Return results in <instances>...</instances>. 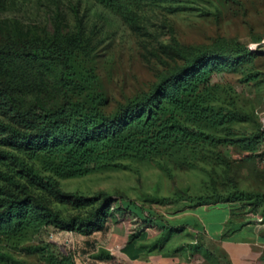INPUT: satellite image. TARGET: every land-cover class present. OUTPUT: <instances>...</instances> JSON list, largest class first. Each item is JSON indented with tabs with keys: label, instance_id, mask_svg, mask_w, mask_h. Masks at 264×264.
I'll list each match as a JSON object with an SVG mask.
<instances>
[{
	"label": "rangeland",
	"instance_id": "1",
	"mask_svg": "<svg viewBox=\"0 0 264 264\" xmlns=\"http://www.w3.org/2000/svg\"><path fill=\"white\" fill-rule=\"evenodd\" d=\"M59 31L80 33L90 41L108 111L149 91L163 74L182 64L180 47L233 41L255 57L214 74L211 84L216 106L245 118L224 127L203 125L214 141L197 148L148 160L126 159L84 177L60 178L66 192L85 196L106 192L114 197L112 218L88 237L89 243L87 236L55 227L0 239V264H49L38 250L42 244L71 253L76 264H133L120 249L144 231L154 240L144 247L149 254L180 255L171 264H228L207 235L192 230L207 228L211 234L222 224L219 208L224 205L206 214L200 204L226 203L239 219L253 215L264 219V138L254 150L225 142L264 132V0H145L135 22L93 0H6L0 9V43L11 34L44 38ZM4 112L0 109L1 120ZM32 192L66 217L86 216L93 210L62 204L38 188ZM233 221L222 224L226 232ZM101 255L104 261L97 259Z\"/></svg>",
	"mask_w": 264,
	"mask_h": 264
},
{
	"label": "trees",
	"instance_id": "2",
	"mask_svg": "<svg viewBox=\"0 0 264 264\" xmlns=\"http://www.w3.org/2000/svg\"><path fill=\"white\" fill-rule=\"evenodd\" d=\"M93 1L135 22L145 0ZM5 6L6 0H0V9ZM178 54L183 63L163 74L152 89L108 111L91 43L82 34H11L0 43V109L6 111L0 119V239L48 227L89 237L112 218L116 200L106 192H66L60 178L84 177L126 159L148 160L197 148L214 141L203 125L224 127L245 118L216 106L211 79L255 54L225 39L203 47L182 46ZM263 138L260 132L225 142L254 150ZM33 188L75 209L93 210L86 216H63ZM218 205L224 204L211 206ZM54 247L42 244L38 249L49 264H76L71 253H58Z\"/></svg>",
	"mask_w": 264,
	"mask_h": 264
},
{
	"label": "crops",
	"instance_id": "3",
	"mask_svg": "<svg viewBox=\"0 0 264 264\" xmlns=\"http://www.w3.org/2000/svg\"><path fill=\"white\" fill-rule=\"evenodd\" d=\"M218 206H200V208H203L206 214H210L217 211ZM219 210L222 211V224L234 219L231 231L226 232L222 224L211 234L207 228L200 229L197 226L192 231L207 235L206 239L209 244L218 248L228 264H264V219L259 220L255 215L239 219L233 213V207L228 204H224V208H219ZM114 229L116 231V228ZM85 239L86 243L90 242L88 237ZM152 241L154 240L151 239L149 231H144L138 239L123 245L120 252L133 264H171L174 258L180 259L178 253L173 255L169 251L161 252L160 255L149 254L144 247L146 243ZM97 263L103 264L102 262Z\"/></svg>",
	"mask_w": 264,
	"mask_h": 264
}]
</instances>
